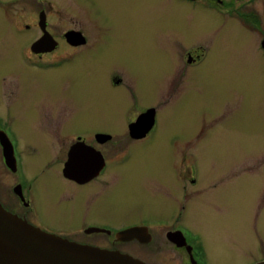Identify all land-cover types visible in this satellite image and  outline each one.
<instances>
[{
  "label": "rangeland",
  "instance_id": "374dc122",
  "mask_svg": "<svg viewBox=\"0 0 264 264\" xmlns=\"http://www.w3.org/2000/svg\"><path fill=\"white\" fill-rule=\"evenodd\" d=\"M94 1L105 12L109 28L104 62L79 61L66 72L32 71L27 67L25 71L10 55L0 54V87L6 73L16 80L17 100L10 109L18 115L19 132L38 155L29 156V173L38 176L43 164L36 127L40 113L32 104L46 107L59 103L65 111L74 107L79 114L73 120L89 121L95 128L120 133L125 130L124 122L135 115L128 108L129 94L105 85V71L117 67L127 74L131 69L138 82L126 81L135 88L139 102L159 103V128L155 144L142 147L134 165L127 168L131 169L122 178H116L118 173L107 176L101 188L99 201L111 208L106 213L111 226H120L129 219L165 217L170 210L173 215L178 214L183 194H175L173 200L154 185L169 184L173 165L185 151L195 159L191 165L200 164L199 172L206 175L203 182L215 177L216 181L219 171L227 174L233 170L225 175L223 183L234 181L239 186L235 189L238 197L231 186L213 196L190 198L182 223L202 235L212 264H246L263 258L264 210L257 211V202L262 203L264 192L257 188L258 183L262 184L257 174L264 168V62L259 55L258 39L247 35L232 20L224 22L208 11L199 10L193 15L175 13L163 18L156 15L153 3L144 0ZM178 9L183 11L184 7ZM187 11L192 13L188 8ZM138 18L142 28L136 26ZM12 19L15 25L19 21L26 23V16ZM62 22L67 23L63 17ZM3 24L8 25V21ZM161 25L170 29L154 28ZM168 38L175 41L174 53L178 42H186L195 49L206 47L208 54L197 65L179 62L177 52L173 60L167 59L161 44ZM170 76L174 100L180 96L178 102L171 104L165 96ZM160 94L164 96L160 98ZM125 134L120 137L126 138ZM182 136L190 138L184 143L187 148L181 149L180 155L177 151L175 154L172 143ZM235 170L240 173L235 174ZM11 182L0 158V184L7 188ZM56 185L54 181L44 185V178L40 177L36 192L42 207L45 199H55ZM85 214L81 212L79 216ZM65 217L74 219L68 214ZM60 219L55 221L63 223Z\"/></svg>",
  "mask_w": 264,
  "mask_h": 264
},
{
  "label": "flooded vegetation",
  "instance_id": "af4514ba",
  "mask_svg": "<svg viewBox=\"0 0 264 264\" xmlns=\"http://www.w3.org/2000/svg\"><path fill=\"white\" fill-rule=\"evenodd\" d=\"M144 1L154 4L158 17L173 16L175 13L193 15L202 10L222 17L224 22L232 20L247 35L258 39L259 55L264 62V0ZM178 6H183L184 10L179 11ZM187 8L192 13H188ZM24 16L26 23L19 21L17 25L13 24L12 17ZM67 16L71 19L75 17V20ZM62 17L67 21L66 24H63ZM5 20L8 25L3 24ZM105 21V12L94 0H0V54L4 52L10 55L25 71L27 67L32 71L48 72L54 69L66 72L76 67L79 61L102 63L105 61L104 49L108 44L106 35L109 28ZM136 26L142 28L139 18ZM154 28L170 29L167 25ZM174 42L173 38H168L161 44L167 59L173 60L177 52L179 62L197 65L208 54L206 47L195 49L186 42H178L174 53ZM131 72L128 69L125 74L117 67H109L105 71V85L128 93V108L131 107L135 115L124 122L125 130L120 133L95 128L89 121L79 123L73 120L79 114L74 107L71 111H65L59 103L46 107L35 102L32 104L40 113L36 120L43 161L39 167L41 174L37 173L39 177L29 173V156L38 155L35 153L36 148L29 145L19 132L18 115L10 109L11 104L17 100L18 86L16 80L6 73L8 76L2 79L0 87V158L12 182L7 188L0 184V205L20 220L45 232L69 241L115 250L145 264H212L202 235L191 231L182 223L181 218L187 212L190 198L213 196L231 186L238 197L235 190L238 184L234 181L223 183L225 175L233 173V170L227 174L219 171L216 181L215 177L203 182L206 175L199 172L200 164L191 165V160L195 159H191L184 151L183 156L173 165L169 184L166 187L164 184L154 185V188H161L173 200L175 194H183L177 215H173L170 210L165 217L129 219L119 223L120 226H111L113 223L106 214L111 208L99 201L107 176H116L118 173L116 178H122L131 169L127 168L134 165L142 147L145 144L153 146L156 142L158 113L161 112L159 103L139 102L135 88L126 81L138 82ZM168 82V94H165L169 97L168 103L178 102L180 96L176 101L173 98L171 76ZM162 96L159 95L160 98ZM124 133L126 138L122 139L120 136ZM189 139L187 136L175 138L172 143L175 154L180 155V150L187 148L184 143ZM1 140L5 141L7 154L4 153ZM259 172H262L257 174L262 184L258 183L257 188L261 187L264 192V168ZM238 173L240 171L235 170V174ZM41 176L44 185L47 181L57 183L55 199H45V207L41 206L42 201H38L36 192V184ZM248 180H252L251 175ZM40 195L43 199V192ZM80 198L86 201H77ZM261 209L264 210V199L261 204L257 202V211ZM81 212L86 213L85 216H79ZM66 214L74 219L65 217ZM56 218L64 222H57ZM131 228L134 229L130 234H120ZM260 260H264V257L252 259L246 264Z\"/></svg>",
  "mask_w": 264,
  "mask_h": 264
},
{
  "label": "water",
  "instance_id": "95a60500",
  "mask_svg": "<svg viewBox=\"0 0 264 264\" xmlns=\"http://www.w3.org/2000/svg\"><path fill=\"white\" fill-rule=\"evenodd\" d=\"M1 142L4 153L7 154L5 141L1 140ZM6 159L8 160L7 157ZM132 229L134 228L122 231L120 234L131 233ZM0 264L145 263L115 250L69 241L45 232L20 220L0 205ZM255 264H264V260Z\"/></svg>",
  "mask_w": 264,
  "mask_h": 264
}]
</instances>
